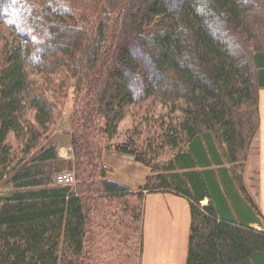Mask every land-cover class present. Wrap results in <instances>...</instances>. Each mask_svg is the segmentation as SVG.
Instances as JSON below:
<instances>
[{
	"label": "trees",
	"instance_id": "obj_1",
	"mask_svg": "<svg viewBox=\"0 0 264 264\" xmlns=\"http://www.w3.org/2000/svg\"><path fill=\"white\" fill-rule=\"evenodd\" d=\"M262 89L264 0H0V264H137L162 191L191 201L187 264H264L244 179ZM105 150L150 167L146 185L109 180Z\"/></svg>",
	"mask_w": 264,
	"mask_h": 264
},
{
	"label": "crops",
	"instance_id": "obj_2",
	"mask_svg": "<svg viewBox=\"0 0 264 264\" xmlns=\"http://www.w3.org/2000/svg\"><path fill=\"white\" fill-rule=\"evenodd\" d=\"M260 125L250 148L245 169V185L264 218V89L259 93ZM59 146V156L72 158L71 136L56 133L48 146ZM103 163L107 178L131 192L143 188L152 169L129 154L105 150ZM209 199L202 201L208 204ZM191 201L172 191L146 194L143 217L141 264H187L191 229ZM253 228L263 230L254 223Z\"/></svg>",
	"mask_w": 264,
	"mask_h": 264
},
{
	"label": "rangeland",
	"instance_id": "obj_3",
	"mask_svg": "<svg viewBox=\"0 0 264 264\" xmlns=\"http://www.w3.org/2000/svg\"><path fill=\"white\" fill-rule=\"evenodd\" d=\"M215 29H217V28H215ZM121 45H126V41H122L121 42ZM132 52H133V55H137V58H138V60H140V62H141V65L143 66V67H147V68H150V62L148 61V59L145 57V56H141L140 54H137V53H135L134 52V50H132ZM137 79L136 78H134V80H133V83H135V84H137ZM134 84V85H135ZM70 110H71V108H70ZM69 113H70V111L67 113V118L69 119ZM133 113H135V112H133ZM131 114L123 123H122V125H121V130H122V136L125 134V135H128L130 132H133L132 131V129L133 128H131V125H132V122L134 121V119H133V116H134V114ZM142 114V113H141ZM141 116V115H140ZM157 117H160V118H165V117H170V112L167 110V109H165L164 107H162V106H157V109H156V111H155V114H154V117H153V119L154 120H151V123L149 124V126L147 127V125H145L144 127H142L141 129L143 130L142 131V137L143 136H145V133H150V135H149V138L153 141L154 139H155V141L157 140V138H158V134H159V132L157 131V129H158V126L161 124V122H157L158 121V118ZM172 117V116H171ZM166 121H168V120H166ZM164 122V121H163ZM165 123V122H164ZM135 126V125H134ZM150 128V129H149ZM141 129H140V131H141ZM55 135V134H54ZM53 135V136H54ZM53 136H52V138H53ZM51 138V139H52ZM51 139H50V141H49V143L51 142ZM156 147H157V144H156ZM158 148V147H157ZM249 154H250V152H249ZM134 157V156H133ZM65 159H68V158H65ZM8 180H5L3 183H1L0 184V190H8L7 189V187H4L5 186V184H6V182H7ZM141 230H142V233H143V222H142V226H141ZM138 256H140L139 258H140V260L138 261V263L137 264H141L142 262H141V258H142V256H141V253H140V255H138ZM125 258V257H124Z\"/></svg>",
	"mask_w": 264,
	"mask_h": 264
},
{
	"label": "built area",
	"instance_id": "obj_4",
	"mask_svg": "<svg viewBox=\"0 0 264 264\" xmlns=\"http://www.w3.org/2000/svg\"><path fill=\"white\" fill-rule=\"evenodd\" d=\"M76 180L74 171H64L56 175V181L62 185L74 184Z\"/></svg>",
	"mask_w": 264,
	"mask_h": 264
}]
</instances>
